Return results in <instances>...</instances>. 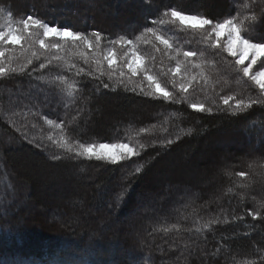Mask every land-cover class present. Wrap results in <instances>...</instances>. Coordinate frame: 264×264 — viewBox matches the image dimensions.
<instances>
[{"label": "trees", "instance_id": "1", "mask_svg": "<svg viewBox=\"0 0 264 264\" xmlns=\"http://www.w3.org/2000/svg\"><path fill=\"white\" fill-rule=\"evenodd\" d=\"M169 7L214 23L232 19L246 38L264 43V0H0V25L9 24L10 12L13 21L32 15L89 36L99 31L101 58L113 47L110 41L132 40L141 54L154 57L149 68L179 101L145 96L142 76L128 85L136 91H125L113 90L116 79L106 74L77 75L94 65L69 52L71 43L34 59L26 69L31 76L0 78V264H264V95L238 71L237 57L207 42L206 32L151 23ZM253 16L255 22L248 19ZM145 27H160L181 53L197 52L193 63L204 64L207 81L200 79L187 94L174 87L169 69L175 60L169 56L176 52L165 55L158 42L161 51L155 52L138 40ZM115 50L123 56L128 46ZM30 55L17 48L16 63ZM51 56L63 59L40 69ZM102 68L107 73L106 61ZM58 76L75 83L71 96L64 85L50 83ZM226 97L233 99L225 104ZM236 100L259 102L241 113ZM61 139L128 143L139 155L113 165L77 157L59 146ZM181 189L178 197L186 202L180 208L172 199ZM257 210L256 219L248 215ZM127 211L137 223L130 229L121 224ZM23 219L38 229L25 225V231Z\"/></svg>", "mask_w": 264, "mask_h": 264}, {"label": "snow or ice", "instance_id": "2", "mask_svg": "<svg viewBox=\"0 0 264 264\" xmlns=\"http://www.w3.org/2000/svg\"><path fill=\"white\" fill-rule=\"evenodd\" d=\"M3 14V9L0 8V16ZM164 17H167L165 19ZM255 22L257 17L253 16L248 18ZM9 24L4 27H0V78H8L13 75H21L26 73L29 65H32L33 60H39L44 52L55 50L56 52L65 51V45L71 43L73 46L67 49L69 52H73L78 55L87 64L91 62L94 65L92 72H85L83 68L79 69L77 75L83 73L86 76H95V78L107 75L109 80L116 79V83L111 85L113 90L119 86H123L125 91H136V88L129 89L128 85L132 83L133 78L142 76L147 81L148 91H145L142 87H139L140 92H143L145 96L159 98L162 97L165 101H172L179 103L175 100V97L168 88L162 86L156 75L152 73V69L149 68L147 61L154 57H146L141 54L137 45L130 39H125L123 36L116 40H112L109 43L113 47H109L103 51L101 58V41L102 35L99 31H94L89 35L81 31H74L71 27L50 25L49 23L35 18L32 15H28L26 18H21L18 21L12 20V15L8 14ZM152 24L158 26L175 25L179 24L182 30L192 31H204L207 33L205 39L213 48H221L224 52H227L230 56L238 57L235 60V65L239 72L243 73L244 77L253 81L259 88L261 95H264V43L253 42L252 38H246L243 34L241 27H239L234 20L225 19L223 22L214 23L212 19L207 18L200 14H188L183 11L177 10L175 7H169L162 14L158 20L151 21ZM22 25V26H16ZM250 25L249 27H253ZM147 34V35H145ZM214 37V39H212ZM138 40L144 44H151L155 52H160L159 45L164 46V54L167 55L169 51H175L176 55L169 56V59L175 60V66L169 69L172 80L170 83L174 87L178 88L181 93L187 94L190 90H195L199 84L200 79L207 81V76L204 72L203 63H193L198 53L195 51H181L179 49H173V43L166 38L160 27H145L141 36L137 37ZM40 51L36 50V47ZM121 47L128 46V51L123 56H119L115 50V46ZM11 46V47H9ZM17 48L22 52H29L31 55L25 59L23 63H16ZM91 52V57L89 56ZM183 59H180V56ZM203 56L204 53H199ZM63 59L60 56L45 57L46 63H40L39 68L45 69L48 65L53 64L56 61ZM106 61L108 65L107 73L102 68V62ZM118 61L119 66H118ZM247 61V64L245 62ZM259 62V63H258ZM256 66L259 70H254ZM69 69L75 67L73 64L68 65ZM127 69V74L125 73ZM195 69H200L199 72H195ZM33 72L35 69L32 70ZM118 73V76H117ZM31 76L32 72L26 73ZM167 75V73H164ZM127 75V83L125 82V76ZM179 77V81H177ZM42 79V77H37ZM59 82L64 85L69 96L76 91L75 83H69L63 76L54 77L50 83L56 84ZM109 84L104 83L103 88L108 89ZM233 97L224 98V103L228 104ZM259 101L236 100L235 109L239 112H244L245 109L251 108ZM188 107L199 112H212L211 108H205L203 103H189ZM233 114H236L235 112ZM48 124H52L53 121L48 120ZM57 128L62 125L57 124ZM141 132L146 131L141 128ZM170 144L171 141H168ZM61 148L66 149L68 152L74 153L77 157H84L86 159H95L97 161H105L113 165L118 164L121 161L130 160L132 157L139 155V150L130 146L128 143H114V144H92V143H80L78 145L68 143L66 140L61 139L58 142ZM144 145H140L143 148ZM56 157H54L55 159ZM137 173L141 172L140 167H136ZM239 175L243 176L244 173ZM261 208H264V203H261ZM253 219H256L261 215L260 211L249 212ZM233 219H237L233 217ZM227 220L225 219V223ZM219 223L218 220H212L211 224ZM175 227V225H173ZM204 229H209L210 225L205 223ZM199 231V229H197ZM79 264H85L83 260ZM247 264H254L249 261Z\"/></svg>", "mask_w": 264, "mask_h": 264}, {"label": "rangeland", "instance_id": "3", "mask_svg": "<svg viewBox=\"0 0 264 264\" xmlns=\"http://www.w3.org/2000/svg\"><path fill=\"white\" fill-rule=\"evenodd\" d=\"M104 13H106V15L108 14V11L107 12H104ZM4 26H7V24L5 23H3V24H1L0 25V27H4ZM237 59H238V57H237ZM259 63V62H258ZM245 64H247V61L245 62ZM254 70H259L256 66H254ZM147 82V81H146ZM181 191H182V189L181 190H179V192L178 193H176L174 196L175 197H173V205L174 204H176V203H180L181 204V206H180V208L181 207H183L182 206V202H186V201H184V200H186V197H182V198H179L178 196H180V194H181ZM162 192H165V189H163L162 190ZM188 201V200H187ZM178 205V204H177ZM175 209H177V207L175 208ZM174 209V211H176ZM29 212H30V210H29V208L27 209ZM142 211V213H143V211H144V208L142 209V207H141V209H139V213ZM178 211V210H177ZM132 211H130V212H126L125 213V215H124V217L122 218V222H121V224L123 225V226H128V228L130 229L131 228V225L132 224H137L136 223V221H135V219H133V218H135L134 216H131V213ZM30 215H33V214H31L30 213ZM144 216V215H143ZM40 217H42V215H39L38 216V218H40ZM121 219V218H120ZM15 221H17V222H19L18 220H15ZM20 225H21V228H23L25 231H26V226L28 227V229H31V227L29 226V225H31L30 224V222H27L25 219H23V221H21L20 223H19ZM26 225V226H25ZM32 226V225H31ZM154 228V227H153ZM32 229H34L35 231L38 229L37 228V226L36 227H34V226H32ZM155 229V228H154ZM144 230V229H143ZM118 252L119 251H122V249L121 250H117ZM154 253H155V255L156 254H160V248L159 247H155V249H154ZM145 263V262H144ZM159 264H173L171 261H169V260H164L163 262H159Z\"/></svg>", "mask_w": 264, "mask_h": 264}]
</instances>
